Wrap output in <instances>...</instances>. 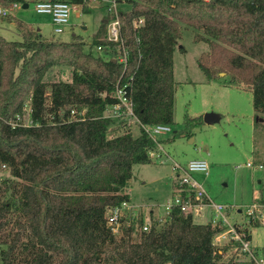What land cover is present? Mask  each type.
I'll list each match as a JSON object with an SVG mask.
<instances>
[{"label": "trees", "instance_id": "16d2710c", "mask_svg": "<svg viewBox=\"0 0 264 264\" xmlns=\"http://www.w3.org/2000/svg\"><path fill=\"white\" fill-rule=\"evenodd\" d=\"M10 2L25 3L0 0ZM128 2L117 12L118 42L106 40L110 13L88 44L78 34L44 38L19 19L21 40L0 34V264H251L233 243H214L221 220L195 222L173 207L163 219L150 214L146 229L139 213L117 234L106 220L109 209L132 201L133 166L151 162L155 142L142 125L173 124V53L183 50V25L209 45L196 60L206 80L249 90L264 118V0ZM56 65L71 68L70 81L43 80ZM119 87L137 121L112 116ZM183 122L203 120L185 114Z\"/></svg>", "mask_w": 264, "mask_h": 264}, {"label": "rangeland", "instance_id": "374dc122", "mask_svg": "<svg viewBox=\"0 0 264 264\" xmlns=\"http://www.w3.org/2000/svg\"><path fill=\"white\" fill-rule=\"evenodd\" d=\"M35 1L24 0L27 7H23V2H17L8 17H0V34L8 40H21L14 23V19H19L35 30L41 28L39 33L44 38L68 41L78 34L88 44L107 17L103 5L96 0H85L83 8L77 5L72 12L64 31L54 33L49 15L34 10ZM116 7L118 11H126L129 2L117 0ZM194 31L192 27L183 25L179 39L183 50L176 47L173 54V124L169 125L170 132L158 136L167 155L162 156V163L153 158L150 163L135 164L127 186L133 204L140 206L137 212L142 214L146 223L150 214L152 218L165 217L164 205L174 195L177 174L182 172L181 169H173V163L184 167L193 158H203L208 162L207 175L203 172L191 175L202 184L211 201L225 205L222 212L229 223L245 222L246 207L254 201H264V118L260 120L255 115L249 90L238 85H224L218 79L206 80L196 60L209 49V45L204 41H194ZM85 49L88 50V45ZM91 51L94 55L99 54L96 47ZM43 80L70 81L71 68L52 66ZM205 112H214L220 117L211 124L203 122L199 126L186 127L183 122L185 114L195 117ZM131 126L137 134L138 126L134 122ZM247 162L252 165H246ZM1 175L7 176V171L3 170ZM201 213L194 216L195 222L211 221L214 217V211L208 206H204ZM246 227L253 248L264 254V224L248 223Z\"/></svg>", "mask_w": 264, "mask_h": 264}, {"label": "built area", "instance_id": "2783aa9c", "mask_svg": "<svg viewBox=\"0 0 264 264\" xmlns=\"http://www.w3.org/2000/svg\"><path fill=\"white\" fill-rule=\"evenodd\" d=\"M102 3L107 13L112 14L106 26V40L118 42L120 39V22L118 18V10L116 7L117 0H96ZM17 5L16 2L7 4H0V17L10 15V10ZM79 7L81 5H78ZM34 10L40 14H47L50 17V22L54 33L63 32L68 25L72 12L76 9L77 4L71 3L67 0H36L33 4ZM142 22L141 19L134 20L133 26H138ZM96 50H100V46H96ZM125 54L119 57L120 61H125ZM115 95L118 98V103L111 107L113 117L130 116L132 121H137L133 115L131 104L123 96L122 90L116 88ZM123 109L121 110V107ZM29 112V109H27ZM27 121V122H26ZM25 124L29 123L28 117L24 118ZM145 132L155 142V147L148 151V157L155 158L160 163L164 161L163 155H167L164 151L158 136L170 132V126L167 124H152L142 125ZM248 166L252 163L247 162ZM261 167V165H259ZM173 169H181V174H177V190L174 195L164 205L165 215H167L173 207H178L181 211H189L194 216L201 215V210L204 206L210 207L214 211V217L211 222L221 220L225 228L219 231L214 236V243L222 245L226 243H233L234 250L239 258L245 259L251 264H264V254H259L251 245L250 240L247 238L248 230L246 224L258 221L264 224V201H254L245 209V222L229 223L226 216L223 214L225 205L211 201L202 184L197 182L192 173L203 172L208 174L209 164L203 158L190 159L184 167L176 162L173 163ZM182 192L185 194L182 195ZM138 204H133L132 201H123L120 205L109 209L107 216V226L113 233H119L123 225H129L131 220H134L139 214ZM146 222L143 229H146ZM168 264V263H167Z\"/></svg>", "mask_w": 264, "mask_h": 264}, {"label": "water", "instance_id": "95a60500", "mask_svg": "<svg viewBox=\"0 0 264 264\" xmlns=\"http://www.w3.org/2000/svg\"><path fill=\"white\" fill-rule=\"evenodd\" d=\"M26 6H27V3H24L23 4V7H26ZM219 117L220 116L217 113H214V112H205L202 115V120L206 124H211V123H214L215 121H217L219 119Z\"/></svg>", "mask_w": 264, "mask_h": 264}, {"label": "crops", "instance_id": "0c3cea01", "mask_svg": "<svg viewBox=\"0 0 264 264\" xmlns=\"http://www.w3.org/2000/svg\"><path fill=\"white\" fill-rule=\"evenodd\" d=\"M98 2H99V1H97V3H98ZM23 4H24V3H23ZM99 4L103 5V4L100 3V2H99ZM103 6H104V5H103ZM26 7H27V6H26ZM104 8H105V7H104ZM105 10H106V9H105ZM106 12H107V11H106ZM45 15H46V14H45ZM49 20H50V17H49ZM103 20H104V19H103ZM103 20H102V21H103ZM50 24H51V22H50ZM82 27L85 28L83 25H82ZM37 29H38V28H37ZM40 29H41V28H40ZM40 29H38V30L40 31ZM41 30H42V29H41ZM173 54H174V53H173ZM176 190H177V185L174 186L173 194L176 192ZM127 192H128V189H127ZM173 194H172V195H173ZM171 197H172V196H171ZM262 201H263V200H262ZM239 212H240V210H239ZM153 213H154V212H153ZM208 221H210V220H208ZM206 222H207V221H206ZM202 223H203V222H202Z\"/></svg>", "mask_w": 264, "mask_h": 264}]
</instances>
